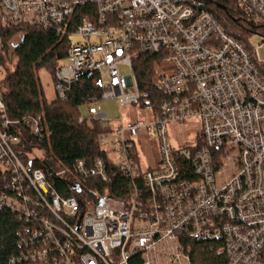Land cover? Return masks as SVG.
<instances>
[{"label":"built area","instance_id":"2783aa9c","mask_svg":"<svg viewBox=\"0 0 264 264\" xmlns=\"http://www.w3.org/2000/svg\"><path fill=\"white\" fill-rule=\"evenodd\" d=\"M237 3L261 43L237 41L187 0H0V50L2 28L24 23L84 38L59 59L53 88L66 100L81 77L94 76L101 96L78 120L104 127L105 156L92 166L77 159L73 175L110 182L119 173L134 186L124 201L96 191L104 202L88 207L71 169L24 163L16 147L30 135L35 151L49 130L41 115H8L0 67V210L24 224L8 264H193L185 238L221 241L226 259L218 264H264V0ZM142 53L172 62L154 82L157 105H141L135 60ZM112 98L150 110L152 120L125 123L119 107L113 125L99 103ZM152 137L160 158L144 161L139 142ZM55 177L77 195L60 192Z\"/></svg>","mask_w":264,"mask_h":264},{"label":"trees","instance_id":"16d2710c","mask_svg":"<svg viewBox=\"0 0 264 264\" xmlns=\"http://www.w3.org/2000/svg\"><path fill=\"white\" fill-rule=\"evenodd\" d=\"M187 3L193 7L194 12L201 9L211 12L229 35L249 46L250 36L256 31L257 25L248 20L237 0H187ZM2 35L4 43L0 50V67L4 77L1 93L8 115L14 120L24 116H43L49 134L44 136L38 148L59 161L62 168L71 169V175L77 159H84L92 166L95 158L105 156L99 144V134L104 127L98 122H80L78 117L83 115L81 107L87 105L91 97L101 96V89L94 84V76L81 77L69 89L66 100L57 97L48 99L40 79L42 69H46L54 79L59 59L69 54L72 37L25 23L3 27ZM16 36H20V41L12 46ZM160 56L156 53H142L135 60V72L142 91L141 105H146V99H151L157 105L162 96L153 81L154 65ZM30 140L29 135L16 147L21 159L26 164L32 162V167L50 168L48 161L39 157L31 158L34 146ZM2 177L0 173V191L6 187ZM76 177L81 187L92 194H95V190L107 192L122 201L134 188L133 182L119 173L110 182H104L97 176L86 179ZM51 181L60 192L77 195L75 190L66 188L56 177ZM94 197L96 202L101 200V197ZM23 226V222L14 213L7 209L0 210V264H8L11 256L19 252ZM183 242L191 246L193 264H218L226 259L225 254L219 250L222 244L219 240L185 238ZM130 264L139 262L131 260Z\"/></svg>","mask_w":264,"mask_h":264},{"label":"rangeland","instance_id":"374dc122","mask_svg":"<svg viewBox=\"0 0 264 264\" xmlns=\"http://www.w3.org/2000/svg\"><path fill=\"white\" fill-rule=\"evenodd\" d=\"M20 41V36H16L13 38L12 40V46H14L15 44H17ZM85 41L84 38L79 37V36H75L72 38V43L75 44L77 42H83ZM92 42L97 41L96 38H91ZM250 43H261L263 41V39L261 38V36L259 35H251L250 39H249ZM258 55L259 58L261 60H264V45L258 50ZM63 63L67 62V59H63L62 60ZM172 62L171 61H162L160 63L156 62L154 65V75H153V81L154 82H158L159 80V76L164 73L167 72V68L169 66H171ZM40 79L44 88V91L46 93V96L48 99H51L53 97H55V92H54V88H53V77L51 76V74L46 70V69H42L40 70ZM101 106L103 107V109L108 113V116L111 120H115L113 122V125H117V119L120 118L119 115H121L119 107L120 104L117 102L116 99L112 98L111 99H102L100 102ZM122 115L124 117V122H127V119L129 117L132 116H139L141 118H145L147 120H152L151 117V111L147 110V111H143L140 106L138 105H133L131 107L129 106H122ZM81 111L82 114L84 116H88L89 115V108L87 105H84L81 107ZM188 131L185 130V128H183V130L181 131V133H186ZM183 137V134H174L173 133V140H179L180 138ZM139 150L141 152V156L145 159H147L148 161L153 159L154 157L158 159L160 158V152L158 149V145L157 142L155 141L154 137H152L151 141L148 142H139ZM39 157L45 161H48L50 165H52V167L56 168V169H61V165L59 164V161L57 162V160L54 157H49L47 156L42 150H40L39 148H36L35 151L32 153V157ZM144 161L141 165V167H143L144 165ZM145 166V165H144ZM143 169V168H142ZM71 181L74 182L76 181V179L74 178V175L71 176ZM74 193H77L76 191ZM95 196L96 197H102L101 194L96 193V190L94 191ZM79 197L85 202V204L88 207H92L93 203L96 202V200L93 199L91 192H89L86 188L80 192Z\"/></svg>","mask_w":264,"mask_h":264},{"label":"crops","instance_id":"0c3cea01","mask_svg":"<svg viewBox=\"0 0 264 264\" xmlns=\"http://www.w3.org/2000/svg\"><path fill=\"white\" fill-rule=\"evenodd\" d=\"M134 117H136V116L134 115ZM183 127L185 128V130H187V128L189 129V125H186V126H183Z\"/></svg>","mask_w":264,"mask_h":264},{"label":"water","instance_id":"95a60500","mask_svg":"<svg viewBox=\"0 0 264 264\" xmlns=\"http://www.w3.org/2000/svg\"><path fill=\"white\" fill-rule=\"evenodd\" d=\"M104 201H103V199H101L100 201H99V204H102Z\"/></svg>","mask_w":264,"mask_h":264}]
</instances>
